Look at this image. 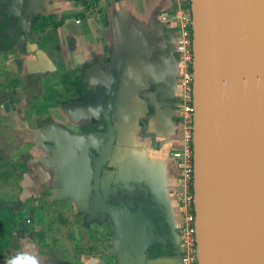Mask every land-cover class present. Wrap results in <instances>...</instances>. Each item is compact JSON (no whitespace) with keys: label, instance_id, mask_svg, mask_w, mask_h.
<instances>
[{"label":"crops","instance_id":"1","mask_svg":"<svg viewBox=\"0 0 264 264\" xmlns=\"http://www.w3.org/2000/svg\"><path fill=\"white\" fill-rule=\"evenodd\" d=\"M83 10L75 0L9 2L21 33L11 30L16 44L0 48V264L18 254L35 255L40 264H136L109 218L90 206L92 160L106 138L101 110L109 95L115 138L101 193L110 198L139 189L172 232L184 220L182 172L171 153L185 129V67L160 21L172 4L99 0L84 19L68 18L29 37L31 15ZM82 71L89 94L72 95L64 79ZM147 264L177 263L170 256Z\"/></svg>","mask_w":264,"mask_h":264},{"label":"water","instance_id":"2","mask_svg":"<svg viewBox=\"0 0 264 264\" xmlns=\"http://www.w3.org/2000/svg\"><path fill=\"white\" fill-rule=\"evenodd\" d=\"M193 192L199 264H264V0H191ZM112 95L106 138L92 160L90 206L110 220L136 264L165 245L155 221L100 191L112 158ZM176 260V258H175Z\"/></svg>","mask_w":264,"mask_h":264},{"label":"built area","instance_id":"3","mask_svg":"<svg viewBox=\"0 0 264 264\" xmlns=\"http://www.w3.org/2000/svg\"><path fill=\"white\" fill-rule=\"evenodd\" d=\"M172 10L162 15L160 21L170 28L166 43L178 55V62L185 71L180 77L182 88L181 109L184 113L185 129L180 148L171 153L182 172L184 192L180 197L183 223L178 229L177 264H199L193 192V38L191 0H170Z\"/></svg>","mask_w":264,"mask_h":264},{"label":"trees","instance_id":"4","mask_svg":"<svg viewBox=\"0 0 264 264\" xmlns=\"http://www.w3.org/2000/svg\"><path fill=\"white\" fill-rule=\"evenodd\" d=\"M75 1L79 2L84 7V10L82 12L67 13L59 17L53 14L31 15L29 19L30 22L29 37L33 39L31 36L37 37L42 35L47 30L56 29L57 27L61 26L64 23V21L68 18L84 19L85 12L90 9L96 8L99 0H91V1L75 0ZM9 2L10 0H0V48L2 49L10 48L16 44L15 41L9 36V32L11 30H15L16 32L21 33L16 23L17 16L9 12ZM24 13H25V8H22L20 10V14H24ZM103 20L105 23V17L103 18ZM67 76L68 79L65 78L64 82L67 84L66 88L68 90H71L70 94L72 95L89 94V89L87 85L83 82L84 71L72 73V75L70 76L67 75ZM85 131H87V129ZM140 201L144 202L143 205L144 208L150 204L149 196L145 195V193L143 194L142 191H140L139 189L117 191L114 194L113 193L110 194L111 203L125 204L131 210H135L138 205V202ZM155 217L157 218L156 224L158 225V228H161L162 225H164V223L161 220L162 219L161 214H155ZM2 222L0 220V225L3 224ZM159 222H162L163 224H160ZM8 223L11 224V221L9 220ZM3 235L4 233L2 234V236ZM3 251H4V247L0 246V253H2ZM170 256H173V252L171 248L167 247V244L161 245L159 243H156L152 247H150L148 253L149 260L168 258ZM58 264H67V263H58Z\"/></svg>","mask_w":264,"mask_h":264},{"label":"flooded vegetation","instance_id":"5","mask_svg":"<svg viewBox=\"0 0 264 264\" xmlns=\"http://www.w3.org/2000/svg\"><path fill=\"white\" fill-rule=\"evenodd\" d=\"M156 204H149L147 207H143V212L150 218H152L155 223L157 222V218L155 217V214H161L162 216V222L164 225H162L161 228H158V231L161 232V235L166 238V243L168 248L172 249L173 257H177V249H178V229L176 228L174 232H172L171 225L168 224L164 220V217L161 213V209L159 207L155 206ZM157 212V213H156ZM162 222H159L160 224H163ZM177 263V261H176Z\"/></svg>","mask_w":264,"mask_h":264},{"label":"clouds","instance_id":"6","mask_svg":"<svg viewBox=\"0 0 264 264\" xmlns=\"http://www.w3.org/2000/svg\"><path fill=\"white\" fill-rule=\"evenodd\" d=\"M6 264H40V260L35 255L18 254L8 259Z\"/></svg>","mask_w":264,"mask_h":264},{"label":"rangeland","instance_id":"7","mask_svg":"<svg viewBox=\"0 0 264 264\" xmlns=\"http://www.w3.org/2000/svg\"><path fill=\"white\" fill-rule=\"evenodd\" d=\"M4 214H5V211L3 210L1 213H0V219L4 216ZM23 217H24V214H19V215H17V217L16 218H19V219H23ZM3 219H1V221H2ZM2 234V232H0V235Z\"/></svg>","mask_w":264,"mask_h":264}]
</instances>
